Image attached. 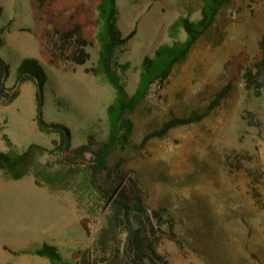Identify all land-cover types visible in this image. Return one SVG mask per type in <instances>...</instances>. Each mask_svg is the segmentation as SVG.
Instances as JSON below:
<instances>
[{
  "label": "rangeland",
  "instance_id": "rangeland-1",
  "mask_svg": "<svg viewBox=\"0 0 264 264\" xmlns=\"http://www.w3.org/2000/svg\"><path fill=\"white\" fill-rule=\"evenodd\" d=\"M97 2L0 0V55L9 65V96L0 98V151L30 143L49 149L58 138L37 127L36 84L15 83V68L27 57L36 58L47 76L45 120L66 125L73 146L86 144L90 134L96 141L106 135L105 109L114 89L102 76L84 71L97 57ZM117 7L122 34L135 30L116 55L119 64L128 63L118 75L131 93L143 57L159 44L184 39L183 28L171 24L181 16L197 19L200 0H117ZM74 23L92 42L89 60L84 65L50 62L49 31ZM263 31L264 0L224 5L185 59L128 115L124 144L109 158H127L149 208H168L186 252L163 240L159 251L170 264H264V88L255 96L242 78L258 55ZM228 82L226 97L201 121L173 128L143 149L132 148L170 113L185 116L203 109ZM49 159L45 152L40 161ZM99 225V203L91 194L36 185L30 174L12 179L0 171V264H52L28 252L43 243L57 248L64 259L58 264H80Z\"/></svg>",
  "mask_w": 264,
  "mask_h": 264
},
{
  "label": "trees",
  "instance_id": "trees-1",
  "mask_svg": "<svg viewBox=\"0 0 264 264\" xmlns=\"http://www.w3.org/2000/svg\"><path fill=\"white\" fill-rule=\"evenodd\" d=\"M47 0H39L43 4ZM232 0H200V14L195 20L181 16L171 27L180 25L185 38L180 42L159 44L151 55L143 57L134 90L129 93L122 83L118 70H125L128 63L119 64L117 50L135 33L131 30L123 35L117 26V0H98L96 4L97 31L95 39L98 49L94 63L84 71L102 76L114 89V96L105 109L106 135L99 141L90 134L86 144L73 146L71 132L62 122L44 118V85L46 73L36 58H23L15 68V83L33 81L37 86L35 95V121L38 129L45 133H56L58 138L47 149L30 143L25 148L12 147L0 151V171L12 179L30 174L36 185L87 192L99 203L100 225L90 247L81 253L80 264H170L166 255L159 251L163 240L170 241L181 254H185L183 239L175 232L174 221L168 208H149L142 189L132 168L126 167L127 158L118 157L109 161L118 145L126 138L124 130L129 128L128 115L149 95L154 84L163 83L175 65L182 62L195 42L213 24L221 8ZM50 62L62 61L84 65L90 58L87 48L92 42L84 35L82 25L74 23L62 30L53 27ZM0 34V46L2 45ZM258 55L244 69L242 78L245 88L259 96L264 88V31L257 41ZM244 55L243 52L240 53ZM9 77V65L0 55V98L8 97L5 82ZM231 88L228 82L218 89L201 110L188 115L170 113L158 127L146 133L133 149H143L153 138H163L176 127L201 121L215 110ZM47 153L51 159L40 158ZM86 234L89 230L86 229ZM167 227V229H166ZM25 253L26 250L13 251ZM46 257L52 264L63 263L64 259L54 245L43 243L28 251Z\"/></svg>",
  "mask_w": 264,
  "mask_h": 264
},
{
  "label": "crops",
  "instance_id": "crops-1",
  "mask_svg": "<svg viewBox=\"0 0 264 264\" xmlns=\"http://www.w3.org/2000/svg\"><path fill=\"white\" fill-rule=\"evenodd\" d=\"M32 264H35V263H32Z\"/></svg>",
  "mask_w": 264,
  "mask_h": 264
},
{
  "label": "water",
  "instance_id": "water-1",
  "mask_svg": "<svg viewBox=\"0 0 264 264\" xmlns=\"http://www.w3.org/2000/svg\"><path fill=\"white\" fill-rule=\"evenodd\" d=\"M166 229H167V227H166Z\"/></svg>",
  "mask_w": 264,
  "mask_h": 264
}]
</instances>
